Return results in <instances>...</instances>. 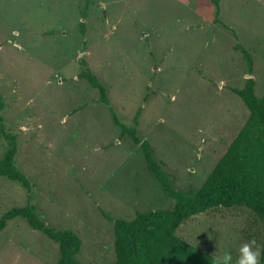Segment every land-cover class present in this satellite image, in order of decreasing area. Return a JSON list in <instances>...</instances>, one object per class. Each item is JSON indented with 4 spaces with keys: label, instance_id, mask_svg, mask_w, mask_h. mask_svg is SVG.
Segmentation results:
<instances>
[{
    "label": "rangeland",
    "instance_id": "374dc122",
    "mask_svg": "<svg viewBox=\"0 0 264 264\" xmlns=\"http://www.w3.org/2000/svg\"><path fill=\"white\" fill-rule=\"evenodd\" d=\"M81 55L121 122L130 126L141 109L137 134L175 187L199 189L249 116L230 89L252 75L255 95L264 94V0H0L2 116L17 135L29 201L47 226L78 235L81 263L112 264L109 219L173 201L139 147L119 137L97 91L77 78ZM5 148L0 137V158ZM27 201L21 185L0 178V217ZM176 234L214 257L227 251L236 264L244 243L261 245L264 226L244 207H219L184 220ZM57 260V245L23 219L0 232V264Z\"/></svg>",
    "mask_w": 264,
    "mask_h": 264
},
{
    "label": "trees",
    "instance_id": "16d2710c",
    "mask_svg": "<svg viewBox=\"0 0 264 264\" xmlns=\"http://www.w3.org/2000/svg\"><path fill=\"white\" fill-rule=\"evenodd\" d=\"M87 17L84 8L81 12L82 20L78 23L81 54L85 51ZM235 49L241 52L250 67L252 61L248 51L239 44ZM78 66L77 78L97 91V99L109 110L119 137L130 138L139 147L148 173L159 183L163 195L173 201L170 209L136 211L131 220L109 219L113 234L112 264H213L214 256L187 243L176 234L184 220L210 209L244 207L264 226V94L261 97L255 95L253 78L245 79L242 89H230L249 111L243 126L200 188L181 190L175 187L165 173L163 164L155 159L149 141L137 134L141 109L133 115L130 126L121 122L110 104L106 88L91 71L83 55L79 57ZM5 106L0 91V137L6 144L0 158V178L21 185L27 193L28 201L23 206L9 208L1 215L0 232L10 220L23 219L29 228L40 232L57 245V264H83L77 259L82 247L78 235L68 229L59 230L47 226L29 201L31 184L15 164L17 135L5 129L2 116ZM261 245H264V237ZM259 264H264V251L259 257Z\"/></svg>",
    "mask_w": 264,
    "mask_h": 264
},
{
    "label": "clouds",
    "instance_id": "9594fccd",
    "mask_svg": "<svg viewBox=\"0 0 264 264\" xmlns=\"http://www.w3.org/2000/svg\"><path fill=\"white\" fill-rule=\"evenodd\" d=\"M264 251V245H259L255 240L244 243L239 249L236 264H259V257ZM231 254L225 251L222 255L213 258V264H231Z\"/></svg>",
    "mask_w": 264,
    "mask_h": 264
},
{
    "label": "crops",
    "instance_id": "0c3cea01",
    "mask_svg": "<svg viewBox=\"0 0 264 264\" xmlns=\"http://www.w3.org/2000/svg\"><path fill=\"white\" fill-rule=\"evenodd\" d=\"M248 77H251V78H252V75L245 76V79H247ZM253 80H254V78H253ZM254 87H255V81H254ZM254 92H255V90H254ZM245 121H246V120H245ZM245 121H244V122H245ZM243 124H244V123H243ZM242 126H243V125H242ZM242 126H241V127H242ZM240 129H241V128H240ZM240 129H239V130H240ZM238 132H239V131H238ZM233 139H234V138H233ZM233 139H232V140H233ZM230 143H231V142H230ZM227 148H228V146H227ZM227 148H226V150H227ZM226 150H225V151H226ZM210 151H211V150H210ZM225 151H224V153H225ZM213 153H214V152H212V154H213ZM224 153H223V154H224ZM212 154L209 153V156L212 155ZM223 154H222V155H223ZM222 155H221V156H222ZM221 156L218 158V160L221 158ZM218 160H217V161H218ZM217 161H216V163H217ZM216 163H215V164H216ZM214 166H215V165H214ZM214 166H213V167H214ZM212 169H213V168H212Z\"/></svg>",
    "mask_w": 264,
    "mask_h": 264
}]
</instances>
